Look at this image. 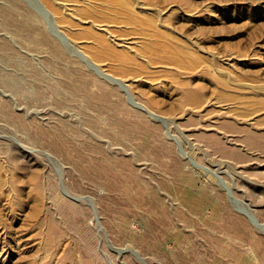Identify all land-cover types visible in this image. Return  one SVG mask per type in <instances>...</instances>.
<instances>
[{
	"label": "rangeland",
	"instance_id": "1",
	"mask_svg": "<svg viewBox=\"0 0 264 264\" xmlns=\"http://www.w3.org/2000/svg\"><path fill=\"white\" fill-rule=\"evenodd\" d=\"M144 2L156 19L172 5L161 18L179 38L234 55L236 81L264 87V0ZM32 10L60 56L34 42ZM62 36L42 0H0V264H264L250 89L237 102L156 54L132 74L152 84L131 83Z\"/></svg>",
	"mask_w": 264,
	"mask_h": 264
},
{
	"label": "bare ground",
	"instance_id": "2",
	"mask_svg": "<svg viewBox=\"0 0 264 264\" xmlns=\"http://www.w3.org/2000/svg\"><path fill=\"white\" fill-rule=\"evenodd\" d=\"M42 2L47 11L53 15L57 28L63 34L62 37H67L75 43L77 51L98 64L103 71L112 68L124 74L128 73L131 76L124 77L131 83L145 84L147 87L152 83L132 74L139 70L140 58L147 63L149 56L156 54L162 62L170 63L172 69L183 75L195 72L210 74L215 79L222 96L230 95L225 90L231 86L240 93L233 94L231 99L243 103L244 99L250 98L249 95L244 96L241 91L250 89L249 93L254 97V102L264 105L262 96L264 87L255 88L252 84L236 81L239 79L237 75L239 73L234 69L237 59L234 55L219 54L214 51L207 53L190 37H187V42L179 38L174 33L176 30L162 20V14L172 5L164 7L162 11L158 10L159 19H156L151 14L143 16L139 14L146 7L144 0H42ZM186 12L184 14L193 22L192 13L186 14ZM23 16L28 23V30L33 32L34 42L45 45L53 55L60 56L59 54L63 52L61 38L58 36L51 38L45 23L41 26L34 22L37 17L42 23V14L32 10L25 11ZM185 27L187 28L184 25ZM133 30L140 33L136 35L132 33ZM121 31L124 33L121 34ZM128 32L133 35L127 34ZM178 33L183 35L184 31ZM141 34L145 36L146 43L140 37ZM257 73L258 70L252 74L255 77ZM144 94L147 95L145 98L152 102L151 95L145 92ZM196 101L201 102L200 94L196 95Z\"/></svg>",
	"mask_w": 264,
	"mask_h": 264
}]
</instances>
